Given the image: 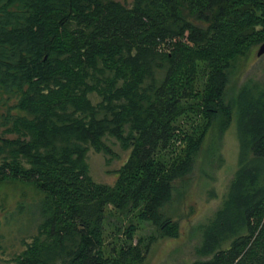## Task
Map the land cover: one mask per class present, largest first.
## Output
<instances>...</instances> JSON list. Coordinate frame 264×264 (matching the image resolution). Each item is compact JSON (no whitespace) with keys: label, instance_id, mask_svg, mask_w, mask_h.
Instances as JSON below:
<instances>
[{"label":"trees","instance_id":"trees-1","mask_svg":"<svg viewBox=\"0 0 264 264\" xmlns=\"http://www.w3.org/2000/svg\"><path fill=\"white\" fill-rule=\"evenodd\" d=\"M262 43L264 0H0V183L43 195L11 264H144L177 235L176 182L233 120L236 169L190 264H264V80L227 97L234 61ZM111 140L126 160L99 183L87 154L115 157ZM113 212L130 217L118 245ZM139 223L157 234L135 240Z\"/></svg>","mask_w":264,"mask_h":264},{"label":"rangeland","instance_id":"rangeland-1","mask_svg":"<svg viewBox=\"0 0 264 264\" xmlns=\"http://www.w3.org/2000/svg\"><path fill=\"white\" fill-rule=\"evenodd\" d=\"M117 1L129 5L132 0ZM259 46L253 47L247 55L234 61L227 97L248 78L264 80V53L258 55ZM191 123L187 118H183L181 122L184 129ZM212 135L203 143L191 173L176 182L172 198L165 208L167 217L177 224V235L158 238L151 245L144 264H190L193 259V246L198 241L195 228L204 223L218 207L237 163L238 142L234 120L217 144L215 143L219 150L216 157L210 160L207 153L214 143ZM109 142L115 157H105L94 151L87 154L93 180L104 184L115 181V172L127 156L114 140ZM182 144L183 141L179 140L175 143L177 146ZM42 197V193L31 182L0 183V264H11V259L24 249L23 241H30L29 236L35 233L34 227L38 218V210L33 208ZM20 205L23 206L22 210H19ZM129 219V216L125 218L115 212L110 214L104 226L105 242L120 244L113 237L114 227L127 223ZM138 226L135 240L139 237L148 239L149 236L157 234L156 228L149 223H139Z\"/></svg>","mask_w":264,"mask_h":264},{"label":"water","instance_id":"water-1","mask_svg":"<svg viewBox=\"0 0 264 264\" xmlns=\"http://www.w3.org/2000/svg\"><path fill=\"white\" fill-rule=\"evenodd\" d=\"M264 53V43H262L260 46H259V50H258V55H261Z\"/></svg>","mask_w":264,"mask_h":264}]
</instances>
